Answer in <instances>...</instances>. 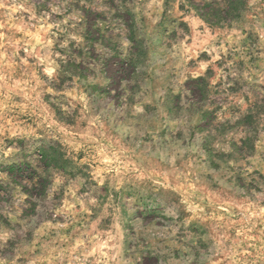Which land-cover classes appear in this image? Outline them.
<instances>
[{
    "label": "rangeland",
    "instance_id": "rangeland-1",
    "mask_svg": "<svg viewBox=\"0 0 264 264\" xmlns=\"http://www.w3.org/2000/svg\"><path fill=\"white\" fill-rule=\"evenodd\" d=\"M0 264H264V0H0Z\"/></svg>",
    "mask_w": 264,
    "mask_h": 264
},
{
    "label": "trees",
    "instance_id": "trees-1",
    "mask_svg": "<svg viewBox=\"0 0 264 264\" xmlns=\"http://www.w3.org/2000/svg\"><path fill=\"white\" fill-rule=\"evenodd\" d=\"M210 11H212V8L210 9Z\"/></svg>",
    "mask_w": 264,
    "mask_h": 264
}]
</instances>
